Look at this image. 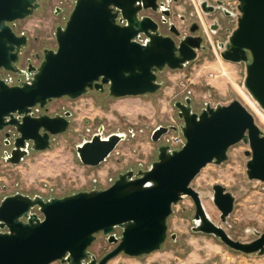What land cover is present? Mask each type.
<instances>
[{
	"label": "water",
	"instance_id": "95a60500",
	"mask_svg": "<svg viewBox=\"0 0 264 264\" xmlns=\"http://www.w3.org/2000/svg\"><path fill=\"white\" fill-rule=\"evenodd\" d=\"M237 1V12L222 0L213 6L204 0L201 8L211 13L218 7L236 17V27L219 44L220 54L226 61L245 64L243 85L264 110V0ZM39 6L38 0H0V133L9 129L17 134L14 149L5 157L12 164L29 154L28 141L36 151L47 150L51 136L69 128L70 110L65 115H34L35 107L47 108L53 99H76L93 89L114 98L155 93L161 87L159 71L182 69L206 48L202 36H185L177 42L160 33L156 19L142 15L143 10L164 8L158 0H75L65 24L56 26L57 48H44L37 66L26 56L29 36L14 31L10 23L32 16ZM196 30L192 26L191 31ZM172 31L181 34L175 24ZM1 70L19 76L17 84L2 77ZM174 104L186 143L173 150L160 145L158 159L148 168L122 172L106 188L63 197L45 199L21 192L4 196L0 264H107L121 253L150 254L168 238V217L184 196L195 204L192 231L214 235L241 253L264 255V231L248 242L232 238L210 218L200 193L191 187L202 168L222 164L229 148L241 141L250 146L245 151L248 179L264 182L263 131L238 99L207 105L200 112L193 109L190 97ZM170 130L178 127H157L152 140L159 142ZM125 137L104 135L100 127L77 144V155L83 165L96 167ZM212 199L225 222L234 210L235 196L215 184ZM101 232L115 247L98 261L90 247Z\"/></svg>",
	"mask_w": 264,
	"mask_h": 264
},
{
	"label": "rangeland",
	"instance_id": "374dc122",
	"mask_svg": "<svg viewBox=\"0 0 264 264\" xmlns=\"http://www.w3.org/2000/svg\"><path fill=\"white\" fill-rule=\"evenodd\" d=\"M202 1L177 0L170 3L172 15L169 20L180 32L189 33V25L193 21L202 25L200 36L204 38L206 48L198 51L196 59L182 69L166 67L159 71L161 87L155 93L114 98L107 92L93 89L76 99L62 97L51 100L49 113L72 111L68 130L54 137L51 148L31 151L19 164L0 160V200L18 192L50 199L106 188L122 172L148 168L158 159V147L161 145L160 141L152 140L153 131L161 125L178 127L183 123L174 103L185 101L186 97L192 99V107L197 112L207 105L228 104L238 99L252 113L264 133V110L243 85L245 64L226 61L220 54L219 44L227 39V28L236 27L237 19L235 16L224 19L221 23L223 29L216 33L211 24L218 19L217 15L206 13L201 8ZM206 1L216 3V0ZM222 1L225 7L237 12V0ZM181 15H184V21ZM42 16L37 11L20 26L31 37V44L25 50L27 53L33 50L32 62L41 61L44 48H57L54 32L60 18L55 12H51L48 19ZM38 52L40 59L34 58ZM100 127H103L104 135L124 133L126 137L100 165H83L76 146ZM247 150L250 146L243 141L231 146L226 161L207 164L191 182V187L200 193L210 218L221 224L232 238L244 242L255 239L257 232L264 231V182L248 179ZM215 184L224 185L236 199L234 210L225 222L221 221L220 210L212 199ZM194 214V201L190 196H184L173 206L168 217V238L160 249L141 256L121 253L107 264H264V255L244 254L214 235L192 231ZM173 233L177 234L176 239L171 238ZM116 234H120V229ZM114 247L115 244L109 243L101 232L90 250L100 257ZM52 264L62 263L56 261Z\"/></svg>",
	"mask_w": 264,
	"mask_h": 264
},
{
	"label": "flooded vegetation",
	"instance_id": "af4514ba",
	"mask_svg": "<svg viewBox=\"0 0 264 264\" xmlns=\"http://www.w3.org/2000/svg\"><path fill=\"white\" fill-rule=\"evenodd\" d=\"M172 1H177V0H165V1L164 0H158V3H163V5H165L164 8H161L157 11H154L151 9L143 10L142 15H149V16H152L154 19H156L159 22L160 33L164 36L172 37L177 42L185 36L201 35L200 32L202 30V25L200 23H197L196 21H193L190 23L189 33H182L181 32L180 35H177L174 31H172V24H174V22H171L169 20L171 15H172V10L170 7V3ZM38 2L40 4V6L34 10V14L37 11H40L43 15L42 18L48 19L49 14L51 12H55L61 21L60 22L61 24L58 23L56 26L63 25L65 23V21H67L66 19H68V16L70 15V12L72 10L71 8L75 4V0H38ZM213 5H216V3L210 4V6H213ZM163 10L167 11V13L165 14L163 12ZM210 14L217 15L216 17L218 18V19H215L213 21V23L211 24V26L215 28L216 33H218L220 30L223 29L222 24H221V23H223V20L232 17L231 15H226L225 11L221 8H218V7L215 8ZM24 20L25 19L15 20V21L11 22L10 25L13 27L14 31H16L17 33H23L24 32L29 36V33L26 29H20V26L22 25V22ZM181 20L182 21L185 20L184 15H181ZM192 26H194V28L197 29L195 32L191 31ZM165 29H166V31H165ZM232 30L233 29L227 28V38H228V36ZM35 38H36L35 40L38 41V37H35ZM30 44H31V37H29V43H28L27 47L30 46ZM198 51H201V49ZM39 52H38V54L35 53L37 55L36 56L34 55V58L40 59L41 54ZM32 55H33V50H31V52H28V53L26 52V56L32 57ZM1 76L4 77L7 81H11V83H15V84H17V80L19 78V76H17L16 74H13V73L11 74V72H8L6 70H1ZM34 110H35V115H43V114L47 113L51 116H55L58 114L65 115V113L68 111V110H64L62 112H55L54 114H51L48 111V105H47V108H41V107L37 106L34 108ZM72 115H73V113H72ZM71 116H68L67 118L70 120ZM7 132H10V134H7ZM16 137H17L16 132H11V130H9V129H6L0 133V160L7 162V163H11L9 161H6L5 157L7 154L10 155L12 150L14 149V141H15ZM54 137L55 136H51V140H53ZM33 145H34L33 141L30 140L27 142L28 153H30L31 151H36L32 148ZM1 188H2V185H0V189ZM103 256H104V254L100 257L97 256V260L99 261Z\"/></svg>",
	"mask_w": 264,
	"mask_h": 264
},
{
	"label": "built area",
	"instance_id": "2783aa9c",
	"mask_svg": "<svg viewBox=\"0 0 264 264\" xmlns=\"http://www.w3.org/2000/svg\"><path fill=\"white\" fill-rule=\"evenodd\" d=\"M33 62H35L34 65L38 66L41 61L38 60V61H33ZM33 112H34V115H35V110L34 109H33ZM180 125L178 126V130L177 131L170 130L168 133L164 134L161 137V139H160L161 145L169 146L170 150L181 149L183 147V145L186 143V138L183 135L182 131L180 130Z\"/></svg>",
	"mask_w": 264,
	"mask_h": 264
},
{
	"label": "bare ground",
	"instance_id": "6f19581e",
	"mask_svg": "<svg viewBox=\"0 0 264 264\" xmlns=\"http://www.w3.org/2000/svg\"><path fill=\"white\" fill-rule=\"evenodd\" d=\"M225 73H226V72H225ZM244 95L249 99V97H248L246 94H244ZM249 100H250V99H249ZM250 102H251V104H252L255 108H257L256 105L253 103V101L250 100ZM263 117H264V115H263Z\"/></svg>",
	"mask_w": 264,
	"mask_h": 264
},
{
	"label": "crops",
	"instance_id": "0c3cea01",
	"mask_svg": "<svg viewBox=\"0 0 264 264\" xmlns=\"http://www.w3.org/2000/svg\"><path fill=\"white\" fill-rule=\"evenodd\" d=\"M26 194V193H25Z\"/></svg>",
	"mask_w": 264,
	"mask_h": 264
}]
</instances>
